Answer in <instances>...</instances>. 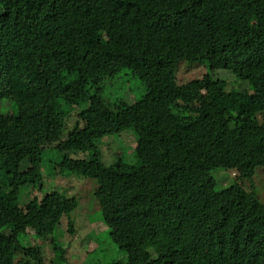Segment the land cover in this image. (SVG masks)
Wrapping results in <instances>:
<instances>
[{
    "label": "trees",
    "instance_id": "trees-1",
    "mask_svg": "<svg viewBox=\"0 0 264 264\" xmlns=\"http://www.w3.org/2000/svg\"><path fill=\"white\" fill-rule=\"evenodd\" d=\"M195 64L220 101L212 117L264 150V0H0V264H46V245L70 264L54 233L66 218L74 234L79 204L60 191L32 193L42 190L46 163L53 177L124 190L109 197L121 224L102 243L126 252L123 263L264 264V198L254 182L264 158L224 161L196 138L192 127L211 113L195 86L180 101L163 100L179 67ZM123 72L140 81L143 96L106 101ZM217 72L234 76L230 91ZM50 118L74 119L76 150L42 147ZM127 130L144 134L156 153L131 169L117 152L106 166L101 140ZM48 154L55 159L45 162ZM14 163L38 173L13 190Z\"/></svg>",
    "mask_w": 264,
    "mask_h": 264
},
{
    "label": "rangeland",
    "instance_id": "rangeland-1",
    "mask_svg": "<svg viewBox=\"0 0 264 264\" xmlns=\"http://www.w3.org/2000/svg\"><path fill=\"white\" fill-rule=\"evenodd\" d=\"M32 54L33 52L30 51V56ZM204 73L205 69L202 65L180 66L176 75V86L170 93L163 97V100L166 103L180 101L183 97V91L187 87L195 86L199 94L198 98L202 101L204 108L211 113V116L206 114L199 116L197 124L192 127V132L196 138L204 145L209 146L212 149L211 151L222 160L245 162L252 157L264 158V150L256 145L257 138L248 132L231 130L224 121L220 122L212 117L217 114L220 101L217 103L214 100V91L211 92L204 88L202 84ZM214 78L223 80L225 91H230L235 85L233 81L234 76L228 72L214 73ZM239 83L243 86V89L246 88L245 82L240 81ZM144 92L145 88L140 81L127 72H123V76L118 81L110 83L106 87L104 98L111 103L116 98H120L131 104L139 100ZM48 122L51 124L53 134L42 138V147L51 146L61 149L70 147L76 150L77 144L71 140L72 137L69 135L74 119L66 121L63 119L60 122H54L50 118ZM138 135L136 136L133 130H127L117 137L110 136L103 138L100 142L103 163L106 166L113 164L114 155L119 152L124 155L131 169L138 168L144 159L156 153L155 148L150 145L146 136L142 133H138ZM78 155L88 158L87 153H79ZM54 159L53 155L48 154L44 158V161L49 162ZM21 165L14 163L9 167L15 178L11 185L13 190L17 185V179L35 178L38 173L33 166L26 167ZM40 170L43 173L42 190H34L32 192L33 194L41 195L42 192L44 195L51 191H60L69 197H75L79 204L78 208L71 214L74 234L71 235L67 231L66 218L61 220L54 233L57 244L66 248L69 263L108 264L111 262H120L119 264H126L123 263L128 259L126 252L118 249L115 244H102L108 237L109 232L121 224V215L108 209L109 197L112 194H123L124 190L106 180L95 181L75 176L68 178L53 177L48 171V163ZM221 173L223 172L220 171L216 175L218 181H220ZM228 174L231 175V172ZM230 182L232 181L226 179L222 183V187L228 186ZM254 182L260 193L259 196L263 199L264 171L256 172ZM217 187L222 188L219 184ZM20 197V203H24L27 200V194L25 192L21 193ZM101 211L103 213V220ZM26 233L30 235L34 234L35 228L32 226L27 227ZM84 242L87 243L86 249L82 246ZM96 246H99V249L91 252ZM86 250L91 253L87 254ZM44 256L46 264H59L58 256L48 245L45 247Z\"/></svg>",
    "mask_w": 264,
    "mask_h": 264
}]
</instances>
